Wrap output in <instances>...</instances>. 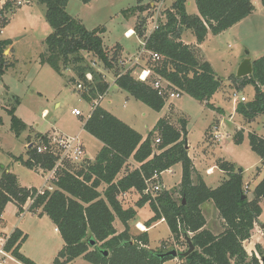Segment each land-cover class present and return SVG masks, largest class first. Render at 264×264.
I'll return each mask as SVG.
<instances>
[{
	"label": "trees",
	"instance_id": "trees-1",
	"mask_svg": "<svg viewBox=\"0 0 264 264\" xmlns=\"http://www.w3.org/2000/svg\"><path fill=\"white\" fill-rule=\"evenodd\" d=\"M34 1L45 7V21L51 29L39 55L41 65L49 66L61 77L65 71L72 72L74 78L71 81L76 82V86L81 82V97L92 106L109 88L104 75L93 68L98 62L104 72L111 73L116 79L117 90L155 112L163 109L165 100L147 83L137 81L130 69L122 72L125 66L120 64L123 57L119 47L108 49L103 44L104 27L88 30L78 19L69 16L66 12L69 0ZM80 1L87 4L93 0ZM148 1L143 6L137 0V6L124 13H143L151 3L159 0ZM260 3L264 8V0ZM195 6L197 15H189L185 0H172L165 22L146 40L147 58L142 56V63L146 65V59L149 60L146 66L155 75L194 101L221 112L209 101L223 87L222 81L210 64L199 58L195 46L181 41V35L186 30L191 31L200 45L208 33L213 36L223 33L250 16L255 9L251 0H195ZM10 7L11 3L7 2L0 9V33L9 22L5 12ZM140 25L134 31L143 37L144 20ZM11 45V40L0 39V77L13 66V62L4 55ZM84 53L93 57L92 63L85 60ZM154 53L159 56L158 61L152 60L151 54ZM87 74L91 75V81L86 79ZM230 86L236 91L245 86L253 88V98L237 103L235 108L236 114L246 124L258 117L264 118V55L252 62L250 76L241 79L231 76ZM18 104L19 100L14 98V105L8 110L10 130L15 137L29 129L14 116ZM83 130L98 140L102 147L93 161L84 159L78 164L66 163L58 172L56 188L52 191L45 190L36 195L35 188L21 187L14 174L4 172L0 177V218L8 203H12L16 214L20 215L28 200L34 198L28 211L37 216L45 215L55 226L63 246L53 264H71L79 258L90 264H163L171 260L170 257L159 258L158 255L164 251L148 247L147 232L136 236L129 233L128 222L136 217L135 209L145 205L153 213L145 222L147 229L163 219L176 246L188 248L186 239L191 241L194 251L186 257L180 255L181 264H264L254 255L248 256L243 248V242L250 239L262 212L264 177L254 187L251 200L247 197L241 199L242 169L223 159L217 160L216 167L225 174V179L216 188L206 186L199 176L194 181V167L186 147L185 120H180L179 127H175L168 118H160L143 139L134 129L97 106L84 122ZM242 133L236 132L235 145L242 143ZM155 139H159L158 144H155ZM247 139L251 152L260 159L264 168V138L249 133ZM35 140L37 145L49 148L50 136L37 133ZM33 144L26 150V160L21 156L15 158L16 162L31 170H50L55 157L49 151L37 153V146ZM128 161L139 167L126 171ZM176 165L181 166L178 199L174 198L173 190L163 189L154 197L143 194L146 180L154 174L160 177ZM123 171L126 173L119 177ZM103 186L104 190L100 192ZM129 191L139 195L135 209H124L118 201L119 195ZM206 202L213 203L223 220L224 230L217 236L204 228L205 219L200 207ZM116 219L124 226L121 233H117L113 226ZM26 238L21 231L14 230L6 251L21 264H35L19 252ZM257 253L262 260L264 254L258 246Z\"/></svg>",
	"mask_w": 264,
	"mask_h": 264
},
{
	"label": "rangeland",
	"instance_id": "rangeland-1",
	"mask_svg": "<svg viewBox=\"0 0 264 264\" xmlns=\"http://www.w3.org/2000/svg\"><path fill=\"white\" fill-rule=\"evenodd\" d=\"M7 2L11 3L10 10L5 12L9 22L0 33V39H9L12 42L11 47L6 50L5 56L9 62H13V66L0 77V177L4 172H9L16 176L21 187L40 188L47 180L48 175L34 169H28L15 160L21 156L23 160H26L27 148H30L32 143L38 146L35 140V135L38 132L39 134L48 132L46 135L55 137L57 135L74 136L79 134L84 146V159L87 161L95 159L101 144L85 133L81 127L90 116L92 108L91 103L81 97L82 90L77 88L76 82L71 81L74 78L72 72L65 71L61 77L49 66L39 63V55L44 50V40L51 33V29L45 21V7L35 1L17 7L11 0H0V9ZM158 2L152 4L156 5ZM148 3V0H140L141 5ZM251 3L257 8L255 16L231 31L226 30L225 33L218 36L210 34L202 46L203 53L211 62L218 78L222 80L223 87L228 85L227 75L235 76L237 64L241 62L246 52L252 60L264 53V18L259 13V10L264 13V9L260 0H251ZM171 4L172 0H166L163 8L164 6L165 8L170 7ZM136 5L137 0H93L87 4L80 0H69L66 12L69 16L78 19L88 30L104 27L103 44L105 47L120 45L121 57L126 58L125 56L131 53L130 58L132 59L140 52L144 37L138 36V33L134 31L135 27H140L141 20H144L143 34H145V31L151 28L150 20L153 12H155L153 7L149 5V8L143 13H124ZM185 6L189 15H197L195 0H185ZM129 28L133 29L134 33L132 34L134 35L125 39L124 32ZM242 35L245 40L241 42L239 37L241 38ZM185 39L188 43L195 40L193 34L189 32H187ZM84 56L87 62H93V57L90 54L84 53ZM147 61L149 60L146 59L148 66ZM124 66L125 69L123 68L122 72L132 69L131 75L136 78V72H139L140 67H132V63L129 65L126 63ZM93 68L102 73L109 84L107 92L99 103L101 108L117 119L126 121L124 123L135 128L144 139L160 118L169 116L170 122L175 127H179L180 120H185L186 147H189V154L195 159L206 185L215 188L223 180V173L214 165L219 157H224L226 161L233 162L237 168L242 169V185L247 187L245 195L248 200L252 199L255 177L258 174V169L255 170V168L260 166L261 161L251 152L246 142L237 148L231 143L232 140L229 137L235 133L236 124L240 125L245 132L259 135L258 133H261L264 127L263 117H258L254 121L255 123L246 124L238 115H235L232 121L235 125L231 126L227 123L230 132L219 130L224 133V138L227 139L219 143H216L219 140L215 139L216 141L213 140L214 143L210 144L206 141L205 134L208 128L212 126L215 117L205 104L194 101L183 94L178 99L165 101L163 109L160 112H155L135 101L125 92L115 89L114 77L111 73L104 72L98 62H95ZM230 89V87H224L210 102L216 108L222 107L226 114H228V109L233 106L235 97L237 100L244 97L246 102L253 98L251 86H245L242 90L236 91L235 96ZM14 98L19 100V104L15 107L14 116L27 127H31L22 132L19 137H15L10 130L11 117L8 110L14 105ZM74 109L78 110L81 116L71 115V111ZM29 141L32 143L28 144ZM208 167H213L214 171L212 170L210 175H205V169ZM170 172L172 173L164 172L159 183L161 185L162 180V185L171 191L180 180V166L176 165ZM193 178L195 179L194 173ZM45 187L55 189V182L50 180L45 184ZM103 190L104 186L99 189L100 192ZM173 191H175L174 198L178 199V190L173 189ZM134 198L135 196L129 198L127 203L126 199H119L118 196V201L124 208H127L132 206L131 200ZM25 205L24 212L20 215L16 214L15 206L12 203L6 205L0 218V235L10 233L15 228L22 231L27 235V238L21 245L19 252L37 264H53L63 241L59 233L54 230L55 226L48 217L45 215L37 216L25 211ZM151 213L150 208L139 210V218L136 220L147 221ZM204 215L210 219L211 214L208 210H205ZM261 221L264 224V207H262ZM117 225L120 226V223L118 222ZM212 226L216 227L214 221ZM130 227L131 232H136L134 221L131 222ZM260 233L262 234L261 230ZM168 237L169 230L165 224H153L148 232L150 248L155 249L160 243L156 249L160 248L164 252L174 249L181 253L182 250L187 249L185 246H176L173 239L167 240ZM172 260L166 263L176 264ZM259 260L261 261L260 256ZM71 264L90 263L79 258Z\"/></svg>",
	"mask_w": 264,
	"mask_h": 264
},
{
	"label": "crops",
	"instance_id": "crops-1",
	"mask_svg": "<svg viewBox=\"0 0 264 264\" xmlns=\"http://www.w3.org/2000/svg\"><path fill=\"white\" fill-rule=\"evenodd\" d=\"M140 1V0H139ZM152 4V3H151ZM261 4V3H260ZM141 5V4H140ZM137 6V5H136ZM144 6V5H143ZM257 7V6H256ZM133 8V7H132ZM254 12L250 15V16H248L247 18H245L244 20H242L241 22H239V23H237L236 25H234L233 27H231L230 29H228L227 31H231L232 29H235V27H239L241 24H243V23H245L246 21H248L250 18H252L253 16H255V11H257L256 9L257 8H255V6H254ZM264 9V8H263ZM259 13L262 15V17L264 18V13L262 12V11H260L259 10ZM131 31V33H134V31H133V29L131 28H129V29H127L125 32H124V35H125V33H127V32H130ZM2 32V31H1ZM187 32H189V33H191V31H189V30H186V31H184L183 33H182V35H181V41L184 43V44H186V45H190V46H195L196 48H197V50H198V54H199V58L200 59H202V60H204V61H206V62H208L209 64H210V66H211V68H212V70H213V72L215 73V71H214V69H213V66H212V64H211V62L209 61V59L206 57V55L203 53V50H202V46H203V44L207 41V39H208V37L210 36V33H208V35L206 36V38H205V41L202 43V44H200V45H198L197 43H196V40H194V42H190V43H188L187 41H186V37H187ZM226 32V31H225ZM225 32H223V33H225ZM223 33H221V34H223ZM192 34V33H191ZM221 34H219V35H221ZM132 35H134V34H130L129 33V36L130 37H125L124 36V38L125 39H129V38H131V36ZM218 36V35H217ZM239 40H241V42L242 41H244L245 39H244V37H243V35L241 36V38L239 37ZM114 47H119V49L121 50V46L120 45H115V46H112V47H109L108 49H113ZM139 48V47H138ZM135 53V52H134ZM133 53V54H134ZM264 55V53L262 54L261 53V55H259V57H257L256 59H258V58H260L261 56H263ZM126 56H128V57H131V53H128ZM125 56V57H126ZM246 55H244V57H245ZM248 56V55H247ZM128 57H126V58H128ZM256 59H250L251 60V62H253L254 60H256ZM243 60V59H242ZM241 60V61H242ZM240 63H238L237 64V66L239 65ZM215 75L217 76V78H218V75L215 73ZM232 75H227V83H228V85L226 84L224 87H230L231 89V92H232V94H235V92H236V90H235V88H232L231 86H230V77H231ZM219 80H221L220 78H218ZM222 81V80H221ZM223 83V82H222ZM224 87H222L221 89H223ZM114 88L116 89L117 87L114 85ZM220 89V90H221ZM219 90V91H220ZM263 91H264V87H263ZM218 93V92H217ZM217 93H215L213 96H212V98L210 99V101H209V104H211L210 102L212 101V99H213V97L217 94ZM203 104H205V103H203ZM214 108H216L215 107V105H213V104H211ZM236 105H237V103L236 102H234V104H233V106L231 107V109H228L229 111H228V114H226L225 112V110L222 108V107H218V108H216V109H219V110H221V112H217V111H214V110H212V109H210L211 111H212V114H213V116L215 117V119H214V121H213V123H212V126L211 127H209L208 128V130L206 131V137H205V139H206V141H208V142H210V144H212V143H214V141L213 140H215V138H214V136H216L217 135V137H216V140H219V141H216V143H219L220 141L221 142H223V140H226L227 138H224V133L223 132H220L219 130L221 129L222 131H228V132H230V129L228 128V124L227 123H229L231 126H233V125H235L232 121L234 120V118H235V115H237L236 114V112H235V108H236ZM57 106V105H56ZM207 107V106H206ZM72 115V114H71ZM239 116V115H238ZM76 117H78V116H76ZM89 117V116H88ZM240 117V116H239ZM163 118H168L169 120H170V118H169V116H167V117H163ZM241 118V117H240ZM242 119V118H241ZM87 120V119H86ZM85 120V121H86ZM123 123L125 122L126 123V121H124L123 119H120ZM257 120V119H256ZM84 121V122H85ZM243 121V120H242ZM244 122V121H243ZM215 123V124H214ZM252 123H255V122H252ZM83 125H84V123L82 124V129H83ZM127 125V124H126ZM129 126V125H128ZM129 127H131V126H129ZM154 127V126H153ZM29 129L31 128V127H28ZM132 129H134L136 132H138L135 128H133L132 127ZM234 131H235V133L236 132H238V131H242L243 133H242V135H243V140H242V143L240 144V145H235L234 144V137H233V135L235 134H231V136L229 137L232 141H231V143L233 144V145H235L237 148H239L240 146H242L243 144H244V142H246L247 143V145H248V148L250 149V147H249V144H248V139H247V133H249V132H245V130L240 126V125H237L236 124V127L234 128ZM39 133V132H38ZM48 133V132H47ZM47 133H45V134H43V135H46ZM86 133V132H85ZM40 134H42V133H40ZM259 135L258 136H260V137H262V138H264V127H263V129H262V132L261 133H258ZM76 135H79V134H76ZM89 135V134H88ZM141 135V134H140ZM48 136H50V135H48ZM92 137V136H91ZM143 138V137H142ZM144 139V138H143ZM100 143V142H99ZM101 144V143H100ZM101 147H102V145H101ZM100 147V148H101ZM188 148V156H189V158L191 159V161H192V163H193V167H194V177H195V179L199 176L202 180H203V182L205 183V181H204V178H203V176L201 175V172H200V169H199V167H198V165H197V163L195 162V159L193 158V157H191L190 156V154H189V147H187ZM25 154H26V152H25ZM219 159H223V160H225L224 159V157H219L217 160H219ZM217 160H216V162H217ZM226 161V160H225ZM216 162H215V167H216ZM231 163H233V162H231ZM261 163V162H260ZM237 166H239L238 164H236ZM180 166V165H179ZM213 166V167H214ZM139 167V165H137V164H135L133 161H128V164H127V170L126 171H130V170H133V169H136V168H138ZM175 167V166H174ZM173 167V168H174ZM213 167H208V168H206L205 169V175H210L211 174V172H213L214 170H213ZM240 167V166H239ZM173 168H171V169H173ZM217 168V167H216ZM170 169V170H171ZM241 169V168H240ZM256 169H258V174H257V177H255V185H254V187L262 180V178L264 177V168H263V165H262V163L260 164V166L259 167H256L255 168V170ZM170 170H168L167 172H169V173H172V172H170ZM213 170V171H212ZM126 171H123V172H121V174L119 175V177H122V176H124V173H126ZM221 173H223L222 171H221ZM163 174V173H162ZM162 174L160 175V179H161V176H162ZM223 175H224V177H223V180L225 179V174L223 173ZM194 179V178H193ZM195 179H194V181H195ZM180 180H181V166H180ZM180 180H179V182L176 184V185H174V187L172 188V190L174 189H178V186H179V183H180ZM223 180H221L220 181V183L223 181ZM219 183V184H220ZM243 183V182H242ZM206 184V183H205ZM161 186H162V188L163 189H165V190H167V188H165L164 187V185H162V180H161ZM207 186V185H206ZM243 186V185H242ZM245 187V186H244ZM243 187V188H244ZM26 188V187H25ZM41 188V187H40ZM209 188H211V187H209ZM216 188V187H215ZM242 188V189H243ZM35 189H37V188H35ZM254 189V188H253ZM253 191V190H252ZM133 196H135V198L133 199V200H131V203H132V206H130V207H127V208H134L135 209V203L138 201V199H139V195L135 192V191H129V192H127V193H124V194H121V195H119V199H126L127 201V203H128V200H129V198L131 199ZM26 206V210L25 211H28V208H29V203L27 202V204L25 205ZM122 207H123V205H122ZM262 207H264V205L262 204L261 205V208ZM24 208V207H23ZM124 208V207H123ZM127 208H124V209H127ZM144 208H149L148 207V205H145V206H143L142 208H140V209H135L136 210V217L133 219V220H131V221H129L128 222V227L131 229V222H133L134 221V227H136V228H134L135 230H136V232H131L130 231V229H129V233H130V235H132V236H136V235H138L139 233H141V232H147V234H148V232H149V230L151 229V227H149L148 229L145 227V222L146 221H140V220H136V218H139V216H138V214H139V210H142V209H144ZM15 209H16V207H15ZM200 209H201V212H202V215H203V217H204V219H205V226H204V228L206 229V230H208V231H210L213 235H218V234H220L222 231H223V220L220 218V216H219V213H218V211L216 210V208L214 207V205H213V203L212 202H206V203H204L203 205H201V207H200ZM205 210H208V212L211 214L210 215V219H207V217L204 215V212H205ZM262 213V212H261ZM153 216V213H151V215H150V218ZM149 218V219H150ZM148 219V220H149ZM147 220V221H148ZM215 222V225H216V227H213L212 226V222ZM119 221L116 219L115 221H114V223H113V226H114V228H115V230H116V232L117 233H121L122 231H124V226L120 223V226H118L117 225V223H118ZM157 223H163V224H165V222L163 221V220H160L159 222H157ZM156 224V223H155ZM258 224H263V222L261 221V215H260V217L258 218V223L257 224H255V226H254V229H253V231L251 232V237H250V239L249 240H247V241H245V242H243V248H244V250H245V252L247 253V255L248 256H252V255H254L257 259L259 258V255H258V253H257V246L261 249V251L263 252V254H264V236L260 233V228H259V226H258ZM137 225V226H136ZM166 225V224H165ZM138 227V228H137ZM139 227H143V229H141V228H139ZM166 227H167V225H166ZM168 228V227H167ZM214 228H216V229H214ZM14 230H16V228L15 229H13L10 233H3V234H11V233H13V231ZM54 230L57 232V230L54 228ZM169 230V229H168ZM20 231V230H19ZM22 232V231H21ZM58 233V232H57ZM22 234L23 235H25L23 232H22ZM191 235V234H190ZM26 237H27V235H25ZM149 239V238H148ZM172 239V236H171V234H170V232H169V237H168V239L167 240H171ZM251 240H254V242H251ZM164 241V240H163ZM166 241V240H165ZM162 242V241H161ZM246 244H248V246H246ZM159 245H160V243H159ZM159 245L156 247V248H158L159 247ZM63 246V245H62ZM149 248H150V246H148ZM62 248V247H61ZM153 249V250H157V251H159V250H162V249ZM150 249H152V248H150ZM172 260V259H171ZM170 260H168V261H166V262H169ZM173 262H175L176 264H181V261L179 260V259H173L172 260ZM163 263V264H167V263ZM18 263V262H17ZM35 263V262H34ZM35 264H37V263H35Z\"/></svg>",
	"mask_w": 264,
	"mask_h": 264
},
{
	"label": "built area",
	"instance_id": "built-area-1",
	"mask_svg": "<svg viewBox=\"0 0 264 264\" xmlns=\"http://www.w3.org/2000/svg\"><path fill=\"white\" fill-rule=\"evenodd\" d=\"M11 1L17 7H21V6L30 4L34 0H11ZM165 1L166 0H159V2L156 5L150 4L153 7V11L155 12H153V16L150 20L151 28H149L148 31H145L143 41L141 42L142 48L140 52L136 56H134L132 59L128 56H126L128 58L123 57L120 61V64L124 66L126 63L128 65L132 63V67L133 66L140 67L139 72L138 73L136 72V80L143 82V83H147L156 92V94L159 97L163 98L165 101H168V100L180 98V96L183 95L182 92H180L178 89H176L172 84H170L166 80L155 75L149 68H147L145 65L142 64V56L146 54L145 49H144L146 40L154 31H156L159 28V26L162 23L165 22L166 12L168 10H171L170 9L171 5L170 7L167 6V8H165L164 6L163 8V4ZM127 33L125 34V37L128 38L130 36L128 35L129 33L128 34ZM151 58L153 61H158L160 59L159 56L155 53L151 54ZM86 79L88 81H91L92 79L91 75L87 74ZM115 80L116 79L114 78L113 85H115ZM77 88L82 90V86L80 84H78ZM103 96L104 95L100 96L97 100L93 102L91 106L92 110L95 107L99 106V103L101 99L103 98ZM234 102L243 103V102H246V99L244 97H240V99L237 100L235 97ZM71 114L74 116H81V113L75 109L71 111ZM216 137L217 135L214 136L215 139ZM158 143H159V139H156L155 144H158ZM48 146L49 148H47L45 145H38L36 147L37 153L40 154V153L49 151L55 157V163L50 170L42 171L41 169H37L38 172L42 174H47L48 178L43 183V186L41 188L36 189L37 191L36 195L42 194L45 190L47 191L53 190L51 187H45V184L48 183L50 180L55 182L58 172L64 167L66 163L78 164L84 159V146L80 140L79 135H74V136L57 135L56 137L50 136V141L48 143ZM159 179H160L159 175L154 174L150 180H146L143 194L150 196V197H154L156 193L162 191L163 188L159 183ZM246 190H247V187H244L243 188L244 194H246L247 192ZM33 201H34V198L29 199L28 200L29 205H31ZM11 234H1L0 235V264H10V263L18 262L17 260L13 258V256L10 253L6 251V246L8 244V241L10 240ZM181 252H183V250ZM259 262L261 263L260 260Z\"/></svg>",
	"mask_w": 264,
	"mask_h": 264
},
{
	"label": "water",
	"instance_id": "water-1",
	"mask_svg": "<svg viewBox=\"0 0 264 264\" xmlns=\"http://www.w3.org/2000/svg\"><path fill=\"white\" fill-rule=\"evenodd\" d=\"M6 54V51L4 52V55ZM245 57L243 58V60L240 62V64L237 67L236 73H235V78L236 79H241L244 77H248L252 74V62L250 60V58L247 56L248 53H245ZM30 147V146H29ZM246 195L243 193L241 195V199H245ZM263 236H264V224H258ZM187 242V250L184 253H178L176 250L171 249L168 250L164 253L159 254V258L163 259V258H172V259H176L178 258L180 255H182L183 257L188 256L191 252L194 251V247L191 244V241L189 239H186ZM93 244V242H92ZM105 255H107V252H104ZM264 261V258L261 260V262Z\"/></svg>",
	"mask_w": 264,
	"mask_h": 264
},
{
	"label": "bare ground",
	"instance_id": "bare-ground-1",
	"mask_svg": "<svg viewBox=\"0 0 264 264\" xmlns=\"http://www.w3.org/2000/svg\"><path fill=\"white\" fill-rule=\"evenodd\" d=\"M130 34H132L131 31H130ZM139 228L143 229V227H139Z\"/></svg>",
	"mask_w": 264,
	"mask_h": 264
}]
</instances>
